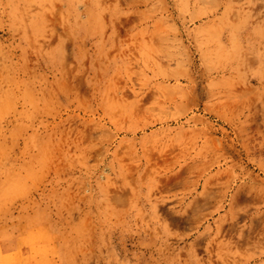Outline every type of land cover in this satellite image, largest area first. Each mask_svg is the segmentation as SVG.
Wrapping results in <instances>:
<instances>
[{
  "label": "rangeland",
  "instance_id": "obj_1",
  "mask_svg": "<svg viewBox=\"0 0 264 264\" xmlns=\"http://www.w3.org/2000/svg\"><path fill=\"white\" fill-rule=\"evenodd\" d=\"M0 264H264V0H0Z\"/></svg>",
  "mask_w": 264,
  "mask_h": 264
}]
</instances>
